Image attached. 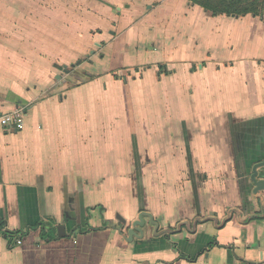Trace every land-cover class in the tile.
<instances>
[{
	"label": "crops",
	"instance_id": "crops-1",
	"mask_svg": "<svg viewBox=\"0 0 264 264\" xmlns=\"http://www.w3.org/2000/svg\"><path fill=\"white\" fill-rule=\"evenodd\" d=\"M29 2L0 0V113L25 112L0 140V219L27 229L0 264H264V20L92 0L101 33L48 44ZM141 213L157 227L130 239Z\"/></svg>",
	"mask_w": 264,
	"mask_h": 264
},
{
	"label": "rangeland",
	"instance_id": "rangeland-1",
	"mask_svg": "<svg viewBox=\"0 0 264 264\" xmlns=\"http://www.w3.org/2000/svg\"><path fill=\"white\" fill-rule=\"evenodd\" d=\"M61 3L64 2V0H60ZM67 2H71V0H66ZM88 2V3H87ZM30 4L38 5V0H30ZM45 7L51 12L47 13L46 18L43 20L48 24V26H52L50 28L44 29L45 30V37H46V42L48 44H52L55 40H58L60 37H65L66 35L68 37H72L74 40V37L77 35L78 41L82 39V37H87L90 38L91 36L96 37V35L100 34L102 29H101V20H102V14L99 12V7L97 4V8L93 6L92 0H77L74 4H77V6H74V4L71 5V9L75 7L76 11H59L60 9H64L63 7H56V11L54 12L55 6H59L60 2L59 0H44ZM66 4V3H65ZM67 5V4H66ZM63 6V5H62ZM68 6V5H67ZM101 6V5H100ZM68 9V8H67ZM98 9V11L96 10ZM69 10V9H68ZM33 12H31L30 15H32ZM42 13H35L34 15L38 18V16ZM44 14H42L43 17ZM44 15V17H45ZM37 18L35 19L37 21ZM75 18L77 20L78 27L74 30L73 27H70V25H64V22H69L70 20H73ZM61 24V25H60ZM60 26L62 28H60ZM31 30V29H30ZM36 30H31V33ZM28 37H30L31 40V35L26 34ZM87 45L88 46H94L93 40H87ZM90 44V45H89ZM49 47V46H47ZM52 47V46H50ZM93 48V47H91ZM52 49V48H51ZM53 50V49H52ZM76 62L73 61V63ZM66 65V64H65ZM75 66V65H74ZM74 66H71L68 64L66 66L67 70L73 69ZM61 74H63V70L61 68L60 70Z\"/></svg>",
	"mask_w": 264,
	"mask_h": 264
},
{
	"label": "trees",
	"instance_id": "trees-1",
	"mask_svg": "<svg viewBox=\"0 0 264 264\" xmlns=\"http://www.w3.org/2000/svg\"><path fill=\"white\" fill-rule=\"evenodd\" d=\"M209 12L211 15H226L232 17H240L246 14L260 17L264 20V0H190ZM32 228L40 227V236L44 237L43 222L39 221ZM27 231V229L25 230ZM23 230H8L4 220L0 219V235L8 240L10 244L12 240L19 236L25 235ZM55 238V236H53Z\"/></svg>",
	"mask_w": 264,
	"mask_h": 264
},
{
	"label": "built area",
	"instance_id": "built-area-1",
	"mask_svg": "<svg viewBox=\"0 0 264 264\" xmlns=\"http://www.w3.org/2000/svg\"><path fill=\"white\" fill-rule=\"evenodd\" d=\"M25 112L23 108L16 107L11 111L0 113V140L11 131H20L24 126ZM22 236L13 240V244L20 246L23 243Z\"/></svg>",
	"mask_w": 264,
	"mask_h": 264
},
{
	"label": "water",
	"instance_id": "water-1",
	"mask_svg": "<svg viewBox=\"0 0 264 264\" xmlns=\"http://www.w3.org/2000/svg\"><path fill=\"white\" fill-rule=\"evenodd\" d=\"M261 166H264V160L262 162H258L256 164L253 165L252 167V173L250 175V179H251V182L253 183L254 185V191L257 192L259 191L260 189L264 188V180H256V175H257V171L256 169L258 167H261ZM143 216L145 217H148L150 222L153 223L155 225V227H157V224H155L153 222V218L150 214H147V213H141L139 216H138V220L135 221L133 224H132V229L128 230V235H129V238L131 239L133 236H137V233H138V237H142V231H141V227L143 226ZM57 234L59 237H63L65 235V232H64V226L60 225L57 227Z\"/></svg>",
	"mask_w": 264,
	"mask_h": 264
}]
</instances>
